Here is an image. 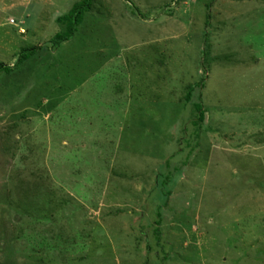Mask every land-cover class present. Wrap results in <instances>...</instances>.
<instances>
[{
    "label": "rangeland",
    "instance_id": "1",
    "mask_svg": "<svg viewBox=\"0 0 264 264\" xmlns=\"http://www.w3.org/2000/svg\"><path fill=\"white\" fill-rule=\"evenodd\" d=\"M81 1L0 0V264H264V0Z\"/></svg>",
    "mask_w": 264,
    "mask_h": 264
},
{
    "label": "trees",
    "instance_id": "2",
    "mask_svg": "<svg viewBox=\"0 0 264 264\" xmlns=\"http://www.w3.org/2000/svg\"><path fill=\"white\" fill-rule=\"evenodd\" d=\"M92 6V0H82L81 2H77L74 6V8L64 16L61 17V19L66 24V29L63 32H60L55 37V42L57 45L62 44L64 41H68L73 37L75 34V31L77 29V26L81 24L83 20V15L90 10ZM39 47L34 46L32 48H25L20 53V59L19 62L28 59L31 55L35 54ZM5 68L8 70V67H5L3 63H0V69ZM203 115H201L202 118Z\"/></svg>",
    "mask_w": 264,
    "mask_h": 264
},
{
    "label": "built area",
    "instance_id": "3",
    "mask_svg": "<svg viewBox=\"0 0 264 264\" xmlns=\"http://www.w3.org/2000/svg\"><path fill=\"white\" fill-rule=\"evenodd\" d=\"M12 22H14V23H15V19H12Z\"/></svg>",
    "mask_w": 264,
    "mask_h": 264
}]
</instances>
